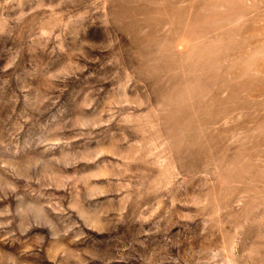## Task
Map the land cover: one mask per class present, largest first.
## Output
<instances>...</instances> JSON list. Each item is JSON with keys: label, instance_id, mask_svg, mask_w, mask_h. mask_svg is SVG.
Returning a JSON list of instances; mask_svg holds the SVG:
<instances>
[{"label": "rangeland", "instance_id": "1", "mask_svg": "<svg viewBox=\"0 0 264 264\" xmlns=\"http://www.w3.org/2000/svg\"><path fill=\"white\" fill-rule=\"evenodd\" d=\"M0 264H264V0H0Z\"/></svg>", "mask_w": 264, "mask_h": 264}]
</instances>
